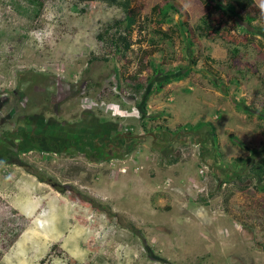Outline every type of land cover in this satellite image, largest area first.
Instances as JSON below:
<instances>
[{"label": "rangeland", "instance_id": "rangeland-1", "mask_svg": "<svg viewBox=\"0 0 264 264\" xmlns=\"http://www.w3.org/2000/svg\"><path fill=\"white\" fill-rule=\"evenodd\" d=\"M217 1L0 0V264H264V38Z\"/></svg>", "mask_w": 264, "mask_h": 264}, {"label": "trees", "instance_id": "trees-1", "mask_svg": "<svg viewBox=\"0 0 264 264\" xmlns=\"http://www.w3.org/2000/svg\"><path fill=\"white\" fill-rule=\"evenodd\" d=\"M109 4L121 6L124 10V12L127 14L130 11V7L132 4V0H104ZM30 2L33 4V8L31 9L32 12L37 13L38 7L41 6L40 0H30ZM35 6V7H34ZM216 6L223 10L226 14L231 13L230 15L238 20L241 23H244L248 26L246 28L247 31L254 33V34H260L264 38V8L260 6L256 0H218L216 2ZM172 8L170 4H167V6L163 10V17L165 15V18L168 16L169 10ZM230 9V10H229ZM238 9L246 10V14L242 15L240 14ZM28 10V9H26ZM122 20L116 19L113 22L107 24L106 30H105V36L106 40L109 41L110 44L114 45L116 48L119 47V43L121 41V36L118 34L120 31V24ZM96 60H108L107 58H99L96 55H93L89 63ZM179 161V156H170L167 158H162V160L159 163H164L166 165H173ZM252 172L258 177L259 182H263L264 184V156L260 157L259 160L252 165ZM239 183L242 182L241 179H238ZM238 182H236V186L240 188L241 190H245L247 188L246 185H239ZM214 196L213 191H208L207 193H199L197 195V200L200 203L203 204H209V199ZM121 216L128 221L129 223L136 224L135 221H133L128 215L121 213Z\"/></svg>", "mask_w": 264, "mask_h": 264}]
</instances>
